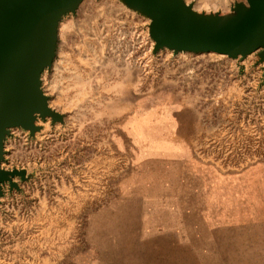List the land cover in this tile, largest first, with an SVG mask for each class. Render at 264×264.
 <instances>
[{
    "label": "rangeland",
    "instance_id": "374dc122",
    "mask_svg": "<svg viewBox=\"0 0 264 264\" xmlns=\"http://www.w3.org/2000/svg\"><path fill=\"white\" fill-rule=\"evenodd\" d=\"M227 15L245 0H184ZM122 0L63 16L41 90L60 121L9 129L0 264H264V62L153 52Z\"/></svg>",
    "mask_w": 264,
    "mask_h": 264
},
{
    "label": "water",
    "instance_id": "95a60500",
    "mask_svg": "<svg viewBox=\"0 0 264 264\" xmlns=\"http://www.w3.org/2000/svg\"><path fill=\"white\" fill-rule=\"evenodd\" d=\"M82 1L0 0V166L9 129L33 134L38 117L61 120L41 90V74L54 59L61 18L74 14ZM122 1L150 20L154 53L166 49L244 59L261 50L258 56L264 62V0L237 3L227 15L196 13L184 0ZM24 174L0 170V195L2 184Z\"/></svg>",
    "mask_w": 264,
    "mask_h": 264
},
{
    "label": "bare ground",
    "instance_id": "6f19581e",
    "mask_svg": "<svg viewBox=\"0 0 264 264\" xmlns=\"http://www.w3.org/2000/svg\"><path fill=\"white\" fill-rule=\"evenodd\" d=\"M19 43L22 42V38L18 41ZM17 46H19L17 43H16Z\"/></svg>",
    "mask_w": 264,
    "mask_h": 264
}]
</instances>
